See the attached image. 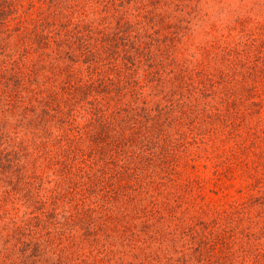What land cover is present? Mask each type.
Segmentation results:
<instances>
[{
  "label": "trees",
  "instance_id": "obj_1",
  "mask_svg": "<svg viewBox=\"0 0 264 264\" xmlns=\"http://www.w3.org/2000/svg\"><path fill=\"white\" fill-rule=\"evenodd\" d=\"M62 1L77 17L50 20ZM97 1L52 0L28 27L10 25L25 0H0V264H264V196L249 197L238 229L219 232L189 211L175 220L159 191L175 182V111L241 102L201 62L176 68L175 37L149 31L175 0L142 2L140 27L124 16L95 32ZM263 53L264 41L250 67Z\"/></svg>",
  "mask_w": 264,
  "mask_h": 264
},
{
  "label": "rangeland",
  "instance_id": "obj_2",
  "mask_svg": "<svg viewBox=\"0 0 264 264\" xmlns=\"http://www.w3.org/2000/svg\"><path fill=\"white\" fill-rule=\"evenodd\" d=\"M51 1L25 0L10 25L18 21L21 26L30 27L40 17L49 16ZM106 1L98 0L95 4L90 19L97 21V26L91 23L92 29L103 28L109 19L114 26L124 16L136 22V28L146 23L142 2L148 0H134L117 7L118 10L108 3L103 7ZM59 5L62 14H51L50 20L77 17L79 6L73 1H62ZM174 8V11L160 8L164 11L159 14L162 21L159 23L153 17V28L149 31L154 29L159 37H175V67L188 65L189 69H197L201 62L215 84L221 83L216 86L223 84L228 96L241 102V110L232 111L236 103L214 97L210 99L211 111H175L171 171L175 170V182L160 188L162 207H175V220L181 212L189 211L188 215L196 213L211 226L220 225L219 232L235 230L241 226L237 225L241 222L236 217L243 223L244 214L248 213L249 197L264 196V60L259 59L257 66L250 67L255 64L256 47L264 41V0H175ZM68 12L73 15L64 16ZM245 39L248 46L242 53L227 54L236 41ZM219 70L228 73L232 80L220 81L223 77ZM61 99L59 96L53 102ZM253 101L258 104L253 105ZM215 107L220 111H213ZM194 121H200L202 126H192ZM18 129L27 143L35 139L24 127ZM235 208L241 209L236 213ZM257 212L252 211V216ZM200 220L187 222L192 225Z\"/></svg>",
  "mask_w": 264,
  "mask_h": 264
}]
</instances>
